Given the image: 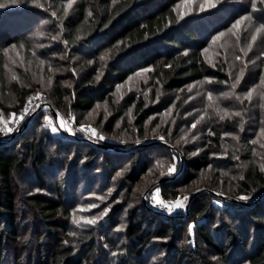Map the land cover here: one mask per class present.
<instances>
[{
	"label": "trees",
	"instance_id": "obj_1",
	"mask_svg": "<svg viewBox=\"0 0 264 264\" xmlns=\"http://www.w3.org/2000/svg\"><path fill=\"white\" fill-rule=\"evenodd\" d=\"M20 1L29 5L32 0ZM180 1L71 0L68 6L69 0H49L55 16L28 6L0 8V118L20 114L27 100L42 91L62 113L78 115L79 122L85 121V116L98 104L106 102L113 115L104 132L112 134L114 121L121 115L120 105H114L116 90L138 71H147L149 84L144 88L153 84L152 93L179 91L175 103L179 110L187 86L202 80H210L218 88L231 83L228 64L211 66L203 52L218 32L239 17L252 18L253 28L264 24L263 3L257 2L254 12L249 3L227 0L208 12L180 18L175 7ZM42 21L45 22L41 24ZM8 49L20 50L24 66L17 74L20 80L9 84L3 55ZM262 70L260 62L254 76L258 78ZM7 91L16 97V105H9L12 101ZM164 97L158 98L161 105L167 102ZM126 102L128 107L133 106L137 117L138 139L145 141L143 126L152 113L148 109L152 101L148 104L139 95L136 100L131 97ZM45 115L44 110L40 111L16 138L0 143V264L8 257L9 245L21 243L26 247L30 243L29 238L20 240L18 230L27 215L42 227L37 239L39 262L31 258L29 264H95L98 234L106 224L69 235L72 233L66 231L69 205L81 193L100 194L113 187L122 192L120 196L116 193L115 198L120 197L121 203L126 204L153 161L165 155L174 158V152L166 146L139 147L142 143L128 142L124 146L102 143L96 147L79 138L53 136L42 128ZM222 127L238 137L236 150L225 151L226 140L212 127L205 138V150L199 156L188 158L193 151L191 147L181 150L186 157L185 168L176 180L159 186L163 199L175 201L180 189L195 187L206 172L211 174L207 186L213 191L233 197L247 195L252 201L264 193V172L254 163L249 129L241 131L240 124L228 118ZM163 135L167 138L165 132ZM236 157L241 164L239 169L234 168ZM117 173L120 175L116 180ZM221 173L231 177L230 186ZM171 176L155 175L154 182ZM25 180L28 183L24 185ZM32 183L36 189H43L41 183H47L45 192L52 187L54 195L34 191ZM136 213L127 210L123 233L129 247L127 253L136 258L144 256L154 241H168L161 244L168 264H215L204 247L222 262L246 253L247 264H264V196L253 205H245L200 195L192 202L185 223L158 218L145 209ZM112 219L113 214L105 222ZM238 222L245 228H236ZM189 225H193V244L178 245ZM34 229L32 224L27 227L28 231ZM252 233L254 237L247 243L246 238ZM215 234H219L220 244L216 243ZM12 264L22 263L16 256ZM113 264L130 262L122 254Z\"/></svg>",
	"mask_w": 264,
	"mask_h": 264
},
{
	"label": "rangeland",
	"instance_id": "obj_2",
	"mask_svg": "<svg viewBox=\"0 0 264 264\" xmlns=\"http://www.w3.org/2000/svg\"><path fill=\"white\" fill-rule=\"evenodd\" d=\"M225 1L227 0H181L175 7L176 11L179 13V17L185 18L193 13L213 10ZM239 2L243 5L249 3L251 5L250 9H253L252 0H239ZM257 2H261V0H256V3ZM0 3L7 4L8 0H0ZM209 4H215V7H209ZM20 6H28L32 9H38L41 12L53 13L50 9L51 6L49 0H32L29 5L17 0V3L11 4L8 7ZM253 21L252 18L247 16L241 20L238 27H232L235 23L234 21L224 31L218 32L215 36L216 39L214 40L212 38L211 43H209L208 47L203 52L205 60L211 66L218 63L228 64L231 83L218 88L214 86V82L210 80H202L187 86L185 99L180 110L175 108V103L180 97L179 91L167 94L164 91L159 90L156 91V93H152L151 90L153 89V84L148 88H144L145 85L148 86L149 84L146 75L147 71L136 72L128 79V81H126V83L117 88L114 96V105H120V108L118 109L121 112V115L119 116V119H114L112 134L104 132L109 118L113 115V111L106 102L98 104L92 112L88 113L84 118L86 122H79L77 119L78 115H74L73 113H62L50 100L47 99L71 129V131H69L62 128L59 121L54 119L49 109H42L41 111L44 110L46 113L45 116L48 117V121H45L43 118L42 128L48 130L53 136L66 135L81 140H89L98 145H104L102 143L108 145V143H111L113 145L124 146L126 142L133 145L142 143L139 147L160 145L172 147L180 153V155H178L173 151L174 158L165 155L162 158L154 160L148 174L142 178L140 185L133 189L134 194L126 204L124 203L125 205L121 203L122 201L120 197L115 198L116 193H118V196L122 193H119V188L116 187H113L109 192L106 191L105 193L100 194L91 192L84 195L81 193V195H77L75 201L69 205L70 217L66 226L67 232L72 231V233H76L81 230L90 229L94 226L106 224L103 232L98 234V253L96 255L95 264H113L115 259L122 254L126 256V259L130 264H168L166 252L161 245L168 241H162L161 243L159 241H154L151 243L147 253L140 258H136V256L127 253L129 247H126L127 242L125 241L123 233L127 223V210L129 209L136 211L138 214L145 209L148 213H151V215H155L158 218L177 220L178 222L180 220L185 223V220L188 219L192 202L198 196L203 194H209L220 200L231 202L219 197L223 196L245 205L250 204V202L253 205L263 198L264 193L253 201L251 198L248 200H238L236 197H233V195H229L222 191H213L207 186L211 174L206 172L201 175L196 184H194L195 187L187 186L180 189L181 194L179 198H181L184 207L173 209V211L169 213L167 208L162 207L155 201L154 203L150 202V196H157L160 186H153L157 183L154 182V176H159L162 172L168 173V167L172 164H175L177 171L168 174H173L174 176L181 169L180 176L185 168L186 159L181 150L186 147H191L193 148V151L188 155V158L199 156L205 150L207 144L205 138L210 135V129L212 127L217 128L221 135L224 132L230 133L229 131H225V128L222 127L226 118L238 122L241 126V131L249 129L248 132H250L249 137L251 139L250 144L253 148L254 163L259 170L264 172V55H262L264 54V28L260 26V31L257 32L258 28H253ZM44 22L45 21H42L41 24ZM253 36H255V39H253ZM258 51L260 53H257ZM255 53H257V55L254 56L253 54ZM241 54L242 58L239 57V59H237ZM3 55L5 57V76L8 84L13 81H19L20 77H17V74L19 70L24 69V66L21 63L23 60L22 53L19 49H8L3 51ZM260 62H263V70L257 78L254 76V73ZM249 69H252V71L248 74ZM238 75L241 76V79L237 83L236 77ZM233 84L236 85L235 88L232 87ZM249 90H251V100L248 99ZM6 93L8 98H10V101H12L9 105H16V97L14 94L11 91H7ZM209 93H211V99H209ZM44 94L45 93L40 91L39 96H44ZM139 95H143L148 104L152 101V106L148 107L150 111L152 110V113L149 115L143 126V132L146 135V138L143 140L145 141H140L138 139L139 129L136 125L137 117L133 113V106L128 107L126 105L127 99L132 97L136 100ZM159 97H164L166 99L165 101H167L164 102V105L162 104L163 106L160 102L158 103ZM165 104L168 105L165 106ZM237 112L240 113V115H235ZM17 116L18 114L12 113L8 116L2 117L0 128L5 126L11 127L13 131H1L0 139L8 140L12 138L21 130L24 124H27L28 126L35 118L34 116L32 119H28L23 123H13L14 118L18 119ZM222 117L223 119H221ZM82 125L85 126V129L95 128L98 136H103L104 139H99L98 136H93L92 138L87 137L85 135L86 130H81ZM52 127H56L58 131L53 133L51 131ZM164 132L167 134V138L164 137ZM222 137L227 142V145H225L226 148H224L225 151L229 148H234L233 150H236L238 139L236 135L230 133V135H222ZM233 137L236 138L234 139ZM137 140H139L140 143H136ZM213 158L219 159V157ZM240 167L241 164L237 159V165H234V168L239 169ZM221 175L222 179L226 181V185L230 186L232 184L231 177L227 174L224 175V173H221ZM114 179H119V176L115 175ZM47 181L51 182L49 179ZM27 183V180H25L24 185ZM38 185L39 183L37 186ZM46 185L48 184L41 183L43 189H36L32 187L35 186V183H32V185L30 184L36 192L39 191L48 196L54 195L52 187L51 189L47 187L51 193L45 192L44 188ZM196 193L199 194L192 198ZM185 196L188 197L186 201L183 200V197ZM157 200H162L165 204H173L176 201L165 200L162 196H158ZM144 201L146 204H144ZM119 204H122L120 210L113 213ZM220 205V203H217V206ZM105 209H108L107 214L101 219H98L95 225H90L86 222L90 218L99 217ZM112 214V221L110 223L105 222V220ZM29 217L27 215V218L23 219L18 230L20 231V240L29 238L30 243L26 247H23L21 243L9 245L8 257L4 264H12V258H15L16 256H18L22 264H29L31 258H34L36 262H39L40 253L37 239L42 232V227L37 222H34V220H29ZM77 220L80 221L79 224L75 223ZM30 224L35 225L33 232L27 230V227ZM191 226V234L189 233L188 226V228L184 230L182 239L177 241L178 245L193 244V225ZM240 227L241 226L238 222L236 228L240 229ZM241 228H245V225ZM214 237L216 243L220 244L219 234H215ZM253 237L254 234L252 233L250 238H246V242L249 243V241H251L250 239ZM187 238L190 239V241H187ZM11 246H13V248ZM14 250H18L17 253ZM204 250L212 256L211 261L215 264H247L245 259L246 253H238L232 260L222 262L218 260L213 251L205 249V247ZM13 252L16 254L15 256H13ZM113 253L116 254L113 255Z\"/></svg>",
	"mask_w": 264,
	"mask_h": 264
},
{
	"label": "snow or ice",
	"instance_id": "obj_3",
	"mask_svg": "<svg viewBox=\"0 0 264 264\" xmlns=\"http://www.w3.org/2000/svg\"><path fill=\"white\" fill-rule=\"evenodd\" d=\"M15 3H17V0H8V3H7V4H5V3H0V8H5V7H8L9 5H11V4H15ZM261 3H264V0H261ZM70 5H71V0H69V5H68V6H70ZM68 6L65 7V12H67V8H68ZM209 7H215V4H209ZM252 7H253V11L255 12V11H256V0H252ZM261 11H264V9H261ZM55 15H56V13L53 12V16H55ZM89 15H91V13H89ZM243 19H244V17H240L239 19H237V20L235 21V23L232 25V27H238V26L240 25V23H241V20H243ZM261 19H264V17H261ZM261 27L264 28V24H261ZM259 31H260V29L258 28V29H257V32H259ZM221 35H222V33H221ZM213 39L215 40L216 37H213ZM253 39H255V36H253ZM262 55H264V54H262ZM237 59H239V57H237ZM145 71H146V70H145ZM96 78L99 79V76H97ZM240 79H241V76L238 75V76L236 77V81H237V83L240 81ZM232 87L235 88L236 85L233 84ZM238 98H239V97H238ZM36 99H39V94H37L35 97H30V98H29L28 105H26L24 111L21 112V114H20V118H19V119H15V118H14V119H13V123H17V124L20 123V121H21L22 119H24V117H25L26 115H28L29 110H31V111H35L36 108L40 107V105H38V104H34V100H36ZM209 99H211V93H209ZM248 99L251 100V90H249V93H248ZM29 105L31 106L30 109H29ZM235 115H240V113L237 112V113H235ZM44 119H45V121H48V117H47V116H45ZM221 119H223V117H222ZM0 122H2V118H0ZM60 125H61L62 128H65V129L71 131V129L69 128V126L66 124L65 121L61 120V121H60ZM46 126H47V125H46ZM81 130L89 131V132L91 133V135L94 136V137H95V136H98V134H97L95 128H87V129H85V126L82 125V126H81ZM0 131H4V132H12L13 129H12L11 127H6V126H5V127L0 128ZM51 131H52L53 133H56V132L58 131V129H57L56 127H52V128H51ZM222 135H223V136H228V135H230V133H228V132H224ZM98 138H99V139H104L103 136H98ZM193 138H195V137H193ZM233 138L235 139L236 137H233ZM161 139H162V138H161ZM136 143H140V141L137 140ZM236 159H239V157H236ZM176 171H177V168H176L175 164H172V165H170V166L168 167V173H169V174H171V173H175ZM117 175L119 176L120 173H117ZM161 175H164V173L162 172ZM224 175H226V173H225ZM236 198H237L238 200H248V199H249V197H248L247 195H241V196H238V197H236ZM187 199H188L187 196L183 197V200L186 201ZM152 200L155 201L156 203L160 204L162 207L167 208V210H168L169 213H171V212L173 211V209L184 207V204L181 202V198H179V197L176 199L175 203H173V204H165L164 201H162V200H157V198H156L155 195L152 196ZM217 203H220V201H217ZM107 212H108V209H105L104 212L101 213L99 217H93V218H90V219H88L86 222H87L88 224H90V225H95V224L97 223L98 219H101L104 215L107 214ZM75 223L79 224L80 221L77 220V221H75ZM191 232H192V226L189 225V233L191 234ZM69 235H75V233H71V232H70ZM115 254H116V253H113V255H115ZM214 259H215V258H214Z\"/></svg>",
	"mask_w": 264,
	"mask_h": 264
},
{
	"label": "water",
	"instance_id": "obj_4",
	"mask_svg": "<svg viewBox=\"0 0 264 264\" xmlns=\"http://www.w3.org/2000/svg\"><path fill=\"white\" fill-rule=\"evenodd\" d=\"M47 109H49L50 110V112H51V114H52V116L54 117V119L56 120V121H59L58 119L60 118L61 120H63L61 117H60V115L57 113V111L52 107V105L50 104V103H48L47 104ZM42 110V107H39L38 109H36L35 111H34V113L30 116V118L29 119H32L38 112H40ZM27 127V124H24L23 126H22V128H21V130L17 133V134H15L12 138H10V139H0V143H7V142H9V141H11V140H13L14 138H16L18 135H19V133L20 132H22L25 128ZM87 143H89V144H91V145H93V146H99L98 144H96V143H94V142H92V141H89V140H85ZM143 147V146H142ZM105 148H108V146L107 147H105ZM110 148V147H109ZM169 148H171L174 152H176L178 155H180V153L176 150V149H174V148H172V147H169ZM183 164V163H182ZM180 171H181V169L179 170V172L177 173V174H175L174 176H172V177H170V178H165V179H162V180H160V181H158L156 184H154L153 186H158V185H161V184H163V183H165V182H168V181H171V180H175L178 176H179V174H180ZM199 193H196L194 196H192V198H194L195 196H197ZM212 194H214V193H212ZM220 198H223V199H226V200H229V201H231V202H235L234 200H231V199H228V198H225V197H223V196H219ZM191 198V199H192ZM144 204H146V202L144 201ZM247 205H252V204H247Z\"/></svg>",
	"mask_w": 264,
	"mask_h": 264
},
{
	"label": "built area",
	"instance_id": "obj_5",
	"mask_svg": "<svg viewBox=\"0 0 264 264\" xmlns=\"http://www.w3.org/2000/svg\"><path fill=\"white\" fill-rule=\"evenodd\" d=\"M28 102H29V99L27 100L25 106L28 105ZM48 103H49V101H48L47 98H45L44 96H39V99L34 100V104H38V105H40V107H42V109H47V104H48ZM25 106H24V109H25ZM30 108H31V106L29 105V109H30ZM38 108H39V107H38ZM38 108H37V109H38ZM24 109H23V111H24ZM33 113H34V111L29 110L28 115H26V116L24 117V119H22V120L20 121V123H23V122H25L26 120H28L29 117H30ZM20 114H21V113H20ZM20 114H18V116H17L18 119L20 118ZM85 135H86L87 137H89V138H92V137H93L89 131H86ZM108 145H113V144L108 143ZM152 196H153V195L150 196V202H151V203H154V201L152 200ZM158 196L161 197V193H160V191H158V194H157L156 198H157Z\"/></svg>",
	"mask_w": 264,
	"mask_h": 264
},
{
	"label": "bare ground",
	"instance_id": "obj_6",
	"mask_svg": "<svg viewBox=\"0 0 264 264\" xmlns=\"http://www.w3.org/2000/svg\"><path fill=\"white\" fill-rule=\"evenodd\" d=\"M58 120H59V123H60L61 119L59 118Z\"/></svg>",
	"mask_w": 264,
	"mask_h": 264
}]
</instances>
